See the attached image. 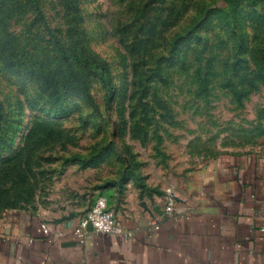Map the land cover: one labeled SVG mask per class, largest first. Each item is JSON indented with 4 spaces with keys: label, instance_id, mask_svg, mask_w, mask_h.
<instances>
[{
    "label": "rangeland",
    "instance_id": "obj_1",
    "mask_svg": "<svg viewBox=\"0 0 264 264\" xmlns=\"http://www.w3.org/2000/svg\"><path fill=\"white\" fill-rule=\"evenodd\" d=\"M263 133L264 0H0V220L161 192Z\"/></svg>",
    "mask_w": 264,
    "mask_h": 264
},
{
    "label": "crops",
    "instance_id": "obj_2",
    "mask_svg": "<svg viewBox=\"0 0 264 264\" xmlns=\"http://www.w3.org/2000/svg\"><path fill=\"white\" fill-rule=\"evenodd\" d=\"M172 186L170 215L167 187L106 195L127 234L89 226L84 242L72 225L91 206L57 215L16 210L0 220V264H264V133L254 148L214 157Z\"/></svg>",
    "mask_w": 264,
    "mask_h": 264
},
{
    "label": "built area",
    "instance_id": "obj_3",
    "mask_svg": "<svg viewBox=\"0 0 264 264\" xmlns=\"http://www.w3.org/2000/svg\"><path fill=\"white\" fill-rule=\"evenodd\" d=\"M163 198L165 202V213L170 215L173 213L176 204L175 188L173 186L167 187L164 190ZM68 221L66 220L65 222ZM90 225L95 232L105 235L122 236L127 234L115 210L110 207L106 195L97 196L91 207L85 213L78 216L76 224L72 225L74 233L79 237L81 242H84ZM68 226L71 227L70 224ZM43 229L48 233L50 226L43 224Z\"/></svg>",
    "mask_w": 264,
    "mask_h": 264
},
{
    "label": "trees",
    "instance_id": "obj_4",
    "mask_svg": "<svg viewBox=\"0 0 264 264\" xmlns=\"http://www.w3.org/2000/svg\"><path fill=\"white\" fill-rule=\"evenodd\" d=\"M37 11H39L38 8H37ZM55 48L63 59H66V60L72 59L78 63L85 64L91 70H95L101 82L106 87L113 90L111 86V81H110V74L104 63L99 62L94 59H89V58L81 56L80 54L71 52L63 48L57 40H55Z\"/></svg>",
    "mask_w": 264,
    "mask_h": 264
},
{
    "label": "water",
    "instance_id": "obj_5",
    "mask_svg": "<svg viewBox=\"0 0 264 264\" xmlns=\"http://www.w3.org/2000/svg\"><path fill=\"white\" fill-rule=\"evenodd\" d=\"M142 205L147 209V210H150L151 211V208H149L148 206H147V203L146 202H142ZM154 209H157V207H155ZM74 213H71V214H68V215H64V216H62L61 218H58V219H55V220H53V222H55V223H63V222H65L66 220H69V219H72L73 217H74ZM91 226V225H90Z\"/></svg>",
    "mask_w": 264,
    "mask_h": 264
}]
</instances>
